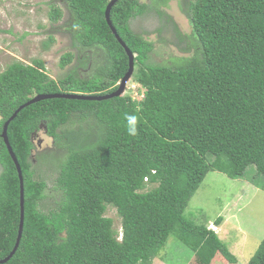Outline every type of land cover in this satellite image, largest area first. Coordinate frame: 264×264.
<instances>
[{"label":"trees","instance_id":"16d2710c","mask_svg":"<svg viewBox=\"0 0 264 264\" xmlns=\"http://www.w3.org/2000/svg\"><path fill=\"white\" fill-rule=\"evenodd\" d=\"M60 1L70 14L73 44L100 48L103 63L90 77L69 72L58 81L38 58L12 61L0 72V259L15 245L20 218L19 178L1 136L4 122L35 94H110L128 69L105 18L110 0ZM167 2L117 0L110 9L113 27L134 53L131 77L140 95L43 99L8 124L22 172L24 218L17 249L0 264H151L171 233L193 249L197 264L236 263L218 234L189 219L185 209L209 171L238 179L253 164L264 177V0H189L184 12L191 31L175 30L188 40L190 55L154 62L153 43L129 20L148 10L163 15ZM47 16L57 23L61 8L50 5ZM72 59L64 52L58 64ZM129 116L136 117L134 135ZM73 121L86 125L59 131ZM41 125L66 151L54 180L59 200L48 211L40 209L47 186L35 176L31 157L32 135ZM108 206L120 217L119 237ZM246 264H264V236Z\"/></svg>","mask_w":264,"mask_h":264},{"label":"rangeland","instance_id":"374dc122","mask_svg":"<svg viewBox=\"0 0 264 264\" xmlns=\"http://www.w3.org/2000/svg\"><path fill=\"white\" fill-rule=\"evenodd\" d=\"M188 2L168 0L167 6L161 8L163 15L148 10L129 20V26L135 33L153 43L151 61L167 60L171 54L175 57L190 55L185 35L178 36V30L187 34L191 31V24L184 12ZM52 4L62 11L57 23H52L47 16ZM69 22V11L60 0H0V72L12 61L30 64L38 58L43 60L48 76L56 81L69 72H75L81 78L90 77L103 63L102 50L97 47L83 49L73 44L68 30ZM49 36L53 40L45 48L43 43ZM67 51L73 54V59L62 68L58 64L59 58ZM132 79L126 83L122 94L128 93L134 98L142 91L139 88L141 92H138V86ZM78 125L86 124L73 121L59 131L76 129ZM32 141V168L35 176L44 179L47 186L40 209L48 211L59 200L54 180L58 163L66 151L58 148L42 125L33 134ZM208 158L211 160L212 156ZM246 169L245 177L238 179L216 170L209 171L185 209L189 219L211 227L226 243L236 257L237 261L233 264H246L264 236V177L256 173L253 164ZM106 216L112 218L119 237L121 220L116 209L108 206ZM218 217L222 219L217 225L214 220ZM217 255L223 259L219 253ZM197 263L193 249L176 233L170 234L164 247L151 261V264ZM211 264L228 262L215 259Z\"/></svg>","mask_w":264,"mask_h":264},{"label":"water","instance_id":"95a60500","mask_svg":"<svg viewBox=\"0 0 264 264\" xmlns=\"http://www.w3.org/2000/svg\"><path fill=\"white\" fill-rule=\"evenodd\" d=\"M117 0H110L109 3L106 6L105 9V18L106 21L109 25V27L111 28L113 34H115L116 39L119 41V43L123 46L127 57H128V69L125 72V74L122 76V78L120 79L119 83H118V87L115 91L111 92L110 94H105V95H87V94H81V93H39V94H35L33 97H31L28 101H26L25 103L21 104L14 112L13 114L4 122L3 127H2V133L1 136L5 142V145L8 149L9 155L12 158L16 170H17V174H18V178H19V186H20V190H19V200H20V218H19V227H18V233H17V237H16V242L15 245L13 247V249L11 250V252L9 253V255H7L6 257L0 259V263H3L5 261H7L11 255L15 252V250L18 247L20 238H21V234H22V228H23V218H24V192H23V178H22V172H21V168L20 165L17 161V158L10 146L9 140H8V136H7V127L8 124L10 123V121H12L14 119V117L17 115V113L24 108L25 106H28L32 103H35L37 101L43 100V99H50V98H67V99H88V100H101L104 98H108L111 96H120L122 95L126 83L129 81V79L131 78V75L133 73V65H134V53L131 52V50L126 46V44L124 43V41L119 37V35L116 32V29L113 27L111 20H110V9L112 7V5L114 3H116ZM35 133V132H34ZM33 136V135H32ZM38 145H39V141H38Z\"/></svg>","mask_w":264,"mask_h":264},{"label":"clouds","instance_id":"9594fccd","mask_svg":"<svg viewBox=\"0 0 264 264\" xmlns=\"http://www.w3.org/2000/svg\"><path fill=\"white\" fill-rule=\"evenodd\" d=\"M127 119H128L129 125H130L129 132H130V134L134 135L136 132V128H135L136 117L135 116H129ZM255 170H256V168H255ZM120 236H121V234H120Z\"/></svg>","mask_w":264,"mask_h":264},{"label":"flooded vegetation","instance_id":"af4514ba","mask_svg":"<svg viewBox=\"0 0 264 264\" xmlns=\"http://www.w3.org/2000/svg\"><path fill=\"white\" fill-rule=\"evenodd\" d=\"M33 137V136H32ZM33 139V138H32ZM38 143V142H37Z\"/></svg>","mask_w":264,"mask_h":264}]
</instances>
